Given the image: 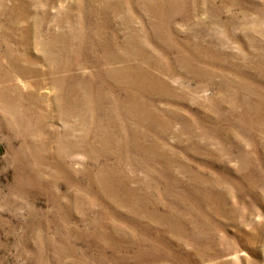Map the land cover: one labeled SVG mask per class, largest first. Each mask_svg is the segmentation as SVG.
Wrapping results in <instances>:
<instances>
[{"label":"rangeland","instance_id":"374dc122","mask_svg":"<svg viewBox=\"0 0 264 264\" xmlns=\"http://www.w3.org/2000/svg\"><path fill=\"white\" fill-rule=\"evenodd\" d=\"M0 264H264V0H0Z\"/></svg>","mask_w":264,"mask_h":264}]
</instances>
